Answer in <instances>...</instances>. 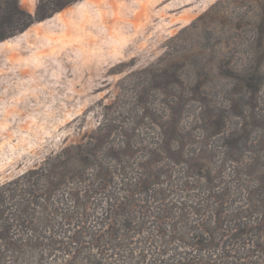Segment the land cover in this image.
<instances>
[{
	"label": "rangeland",
	"instance_id": "1",
	"mask_svg": "<svg viewBox=\"0 0 264 264\" xmlns=\"http://www.w3.org/2000/svg\"><path fill=\"white\" fill-rule=\"evenodd\" d=\"M37 2L20 0L32 14ZM251 75L253 91L246 84ZM219 113L224 120L217 122ZM245 123L250 150L240 161H223L224 136ZM261 135L264 0H74L0 42V195L12 211L20 201L30 209L58 210L54 235L15 227L18 236L42 246V257L35 258L46 264H86L83 251L99 259L90 250L94 239L77 223L100 242L110 228L120 232L112 220L122 218L117 209L132 211L134 204L128 218L140 234L115 240L123 248L108 251L111 264H193L192 244L210 239L200 231L202 216L188 205L204 207L200 202L212 191L223 200L218 209L206 206L214 209L215 216L207 211L213 220L226 221L231 235L248 223L242 228L249 231L245 251L251 256L238 264H258L253 221L264 196L253 200L257 208L248 196L259 185L254 197L264 195V162L251 165L253 138ZM162 145L189 164L208 159L219 172L214 189L205 191L198 177L185 179L187 162L177 165ZM201 150L207 159L199 158ZM47 175L54 184L36 193L49 199L35 204L29 190L47 184ZM148 176L147 195L127 192ZM79 204L90 215L74 223ZM65 210L69 219L61 216ZM226 232L219 234L223 242L212 234L210 241L221 247L205 253L213 264L237 255Z\"/></svg>",
	"mask_w": 264,
	"mask_h": 264
},
{
	"label": "trees",
	"instance_id": "2",
	"mask_svg": "<svg viewBox=\"0 0 264 264\" xmlns=\"http://www.w3.org/2000/svg\"><path fill=\"white\" fill-rule=\"evenodd\" d=\"M74 0H38L37 5H36V10L34 14L31 12L25 10L21 4L20 0H0V42L14 36L18 32L24 31L28 26H30L33 22L36 20H42L45 19L49 16H51L54 12H57L64 8L66 5L69 3L73 2ZM254 77L253 75L249 76L247 78V86L249 87L250 90L253 91V86L255 89V82H254ZM182 99H178L174 101V106H178L181 103ZM174 106H171L172 109L175 108ZM175 111L177 109L175 108ZM175 114V113H173ZM223 114L219 113V118H216L217 122L223 119ZM241 118V115H239ZM209 118V117H208ZM172 119L177 121L176 115L172 116ZM215 119V118H214ZM214 119L210 120V125H214L215 121ZM175 123L172 125H169L167 127L173 126ZM242 126V125H241ZM168 131V130H167ZM232 133H229L228 135L226 134L224 136V141H225V155H224V160L223 161H240L241 158H243L245 151L250 150L248 149V123H245L242 127H238L235 130L231 131ZM223 134H225L223 132ZM171 136H173L171 134ZM260 138H253V152L256 154L253 157V163L251 164L253 167L255 164L261 165L264 162V157H262V154L264 156V135L259 136ZM256 143V144H255ZM162 150H165V152L172 154L171 156H174L173 160L177 165H180L182 163H186V160H183L182 157H177V155H174L173 153H176L174 150L173 152H170V149L167 147V145H162ZM262 154H261V153ZM200 159H207L205 155L203 154V151L201 150V154L199 156ZM191 159H193L191 157ZM263 159V160H262ZM190 160V159H188ZM192 163V162H191ZM188 167L186 171L184 170V178L189 179V178H196L198 177V180L203 179L205 184H204V189L205 191H211L214 189L212 183L214 182V179H218L219 177V172H215L212 170L213 165L208 161L201 163L197 162L195 164H189L187 162ZM98 166H102L100 163ZM145 168H149L150 165H144ZM171 168L173 166L169 165ZM111 169V165L109 166ZM251 168V167H250ZM170 170V169H168ZM111 173H113V170L111 169ZM213 173H215V178L213 179ZM120 174V173H119ZM148 175V174H147ZM103 178H106V175H102ZM141 178V177H140ZM148 178L143 181H138L136 183V186H139L138 189H134L132 186H130V189L127 190V192L135 195H147L150 190L152 189L151 187H144L146 185L145 181H148ZM261 179V178H260ZM47 184L42 183V185H37V187L32 186V188L29 190L30 194L33 196L31 199V202H34L35 204L38 203V198L39 197H44L45 200H48V195L46 196H39L37 195L36 191L37 189H42V190H48V186H51L54 184L55 180L52 177H48L47 175ZM45 180V181H46ZM186 180V182H187ZM261 181H263L261 179ZM110 184V183H108ZM215 185V184H214ZM262 185V184H261ZM111 186V185H110ZM105 188V187H104ZM262 188L260 185L257 188L256 191H253V189L250 190V196L248 198L250 199L252 205L250 206L251 208H257V205H253V200L260 202L263 198V194L258 196L261 197V199L254 197L256 196L255 194H259ZM152 191V190H151ZM151 195V194H150ZM149 195V197H151ZM219 195L215 194L214 191L211 192V194H208L205 198V202H200L204 207L196 206V205H188L190 207H193L194 214H200L202 217L199 220H203L201 222V233L205 234L207 236L208 240H212V234L214 235L215 239H219L220 241L223 242V239L220 238L219 234L223 230H227V232L222 235L225 237H231V239L227 240L228 246H232L236 243L237 247L234 250H237V255H232L233 260L229 261L227 260V256L225 255L223 259L225 261L220 262V264H238V261L241 258L246 257L247 255H250V252H246L245 250L247 249V237L249 234L248 230H244L242 227L248 226V223H243L239 225L241 228H234L235 231L231 235L228 231V227L226 225V221H220L217 222V220H213L212 217L207 214V211H211L214 213V209L208 210L206 209V206L208 207H217L219 205H223L221 199L218 198ZM194 198H196L194 196ZM222 198V196H221ZM214 199L216 201L214 202ZM195 199H193L194 201ZM196 201V200H195ZM207 202V203H206ZM197 203V202H196ZM90 205L91 202L86 203V205ZM112 204V203H111ZM46 205V204H45ZM123 204H121V201H119V205L117 208H122ZM136 204H134V207ZM79 208L82 209H76L73 210L74 213H71V218L72 221L76 219H84L85 215L89 216L90 212H87L83 208H88V206L85 207V205H80L78 206ZM133 207V210L135 209ZM32 208V207H31ZM45 208H47L45 206ZM220 208V207H219ZM129 209V208H127ZM124 210V209H117L116 213L120 215V219L117 217L112 218L113 223H116V225L119 227L118 232H114L113 228H110L107 233H105L104 237L101 238L100 242L97 241V238L94 234L90 233L88 235L87 231L83 228L81 223H77V226L81 228L79 231L86 236H89L94 239L93 244L90 246V250H93L96 252V256L99 257V259H94L91 257V253H86L88 256L84 257L82 260L86 264H111V261L109 260V255L108 251H115V254H118L117 249H122L123 245L119 244H113L116 241H122L127 238L129 232H133L135 234H140V228L136 227L133 225V223L129 220L131 216H133V210ZM136 211V210H135ZM218 211V210H216ZM218 214V213H217ZM220 214V213H219ZM55 216H59L58 210L57 211H52V209H30V206L25 203L24 201H20L17 203V209L16 210H10V208L7 205V201L4 200L3 196L0 195V264H46L47 262H43L42 260L38 261L35 257L36 256H41V254L44 252L42 249V246L39 243L33 242L31 237H21L18 236V233L22 231V233L26 234L24 228H26L29 232L34 233L37 237H42V233L47 232L49 230L50 234L52 232V226L56 225L57 219ZM61 216H64L65 218L69 219V212L67 210L62 211ZM215 216V213H214ZM129 217V218H128ZM225 218H223L224 220ZM40 220H46L47 221V226L46 227H39L35 226L34 223L40 222ZM132 220V219H131ZM135 220V218H134ZM124 221V223H123ZM136 221V220H135ZM233 221V220H232ZM231 221V222H232ZM83 222V221H82ZM208 222L214 223V228L215 229H209L208 227ZM76 223V221H74ZM84 223V222H83ZM225 225H222L224 224ZM170 227H173L170 223L168 224ZM208 226V227H207ZM15 227H19V232ZM108 226L107 228H109ZM14 228V229H13ZM200 228H197L199 230ZM137 231V233L135 232ZM75 232V231H74ZM198 232V231H197ZM54 235V234H51ZM195 232H192V237H194ZM27 236V235H26ZM44 237V236H43ZM110 240V241H109ZM205 244L201 245L199 243L192 244L193 249L195 253L197 254V260L193 264H213L211 263L212 261L207 258L206 252L214 251L213 253L217 252L215 251V248H221L220 246H217L213 243V241H210ZM73 241L78 244L79 240H76V238H73ZM230 241H233L230 243ZM225 242V241H224ZM68 243H71V241H68ZM121 243V242H120ZM232 244V245H231ZM135 253H137V258H139V251L138 250H133ZM253 254L256 252L257 260L253 261V263L257 262L258 264H264V209H260L257 212V215L255 216V220L253 221ZM203 255V256H202ZM42 257V256H41ZM36 261H35V260ZM75 264V263H73Z\"/></svg>",
	"mask_w": 264,
	"mask_h": 264
}]
</instances>
